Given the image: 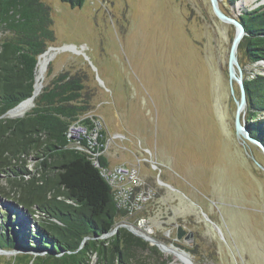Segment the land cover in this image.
I'll return each mask as SVG.
<instances>
[{
    "label": "rangeland",
    "instance_id": "obj_1",
    "mask_svg": "<svg viewBox=\"0 0 264 264\" xmlns=\"http://www.w3.org/2000/svg\"><path fill=\"white\" fill-rule=\"evenodd\" d=\"M42 1L54 21L56 39L48 49H56L49 52L41 91L63 72L85 75L93 93L85 116L101 131L106 167L126 166L149 194L139 210H119L110 234L119 227L150 236L196 264H264V171L255 163L264 164V157L234 128L228 76L234 28L216 18L209 0H85L78 8ZM235 1L219 0L235 18L264 5ZM244 58L242 52L244 79L264 74V66ZM27 161L35 173L38 160ZM139 184L127 181L135 190ZM8 186L0 174V227L10 212L20 226L8 232L15 228L24 236L40 217L12 208L17 202L5 194ZM143 219L150 226H141ZM159 251L168 264H182ZM47 253L0 249V264Z\"/></svg>",
    "mask_w": 264,
    "mask_h": 264
},
{
    "label": "trees",
    "instance_id": "obj_2",
    "mask_svg": "<svg viewBox=\"0 0 264 264\" xmlns=\"http://www.w3.org/2000/svg\"><path fill=\"white\" fill-rule=\"evenodd\" d=\"M62 2L78 8L85 0ZM239 20L247 32L239 47V62L244 68L243 52L244 59L258 67L264 61V5L244 11ZM53 24L52 8L42 0H0L4 36L0 40V174L9 185L5 194L17 202L12 208L22 206L33 219L40 217L36 229L21 236L15 228L8 232L9 227L20 225L10 212L6 214L0 249L48 252L14 264H168L158 247L126 228L109 236L123 215L112 187L91 156L77 150L67 137L77 121L88 128L93 125L92 118L85 116L93 95L85 86V75L63 72L42 89L23 117L6 116L33 96L38 57L56 39ZM244 84V119L251 136L264 144V74L246 77ZM30 156L38 160L35 173L28 169ZM98 161L101 167L108 165L102 156Z\"/></svg>",
    "mask_w": 264,
    "mask_h": 264
},
{
    "label": "water",
    "instance_id": "obj_3",
    "mask_svg": "<svg viewBox=\"0 0 264 264\" xmlns=\"http://www.w3.org/2000/svg\"><path fill=\"white\" fill-rule=\"evenodd\" d=\"M209 1L211 3L212 10H213V13L216 16V18L219 21H221L222 23L232 26L235 30V35L232 39L230 50H229V56H228V76H229V81H230V85H231V92H232L233 99H234V102L236 105V111H235V117H234V128H235L236 135H237L238 139H240L244 144H247V145L249 144L251 146L257 147V149L260 150V152L262 153V155L264 157V144L260 140L253 138L251 136L250 131H249L247 124L245 122V119H244L245 110L247 107V93H246V88H245V84H244L243 68L239 62V47H240L243 39L247 35L246 28L243 25V23L239 20V18H235L233 16L227 15L223 11L221 6L219 5L218 0H209ZM55 49L56 48L51 47L45 53L40 55L38 57L37 67L39 65L40 58L43 55H45L47 52H49L50 50H55ZM258 64L261 66H264V61H261ZM36 82H37V79H36ZM100 82L102 83V81H100ZM235 83L238 85L239 90H240V98L239 99L236 98V96H235V89H234ZM35 90H36V83H35ZM34 97H35V91L33 93V96L27 100L33 99ZM27 100H25V101H27ZM25 101H23V102H25ZM22 103H20L17 107L10 110L6 114V116H8L9 118L23 117V116H18V117L10 116V113L13 112L15 109H17ZM33 106H34V104H33ZM253 160H255V157H253ZM255 163L260 170L264 171V165L261 162H259L258 160H255ZM118 230H119V227H117L115 229V232ZM134 234L140 238H143L147 242H150L152 244V246H156V247H158V249L163 251L162 250V246H163L162 243H160L156 239H154V238L148 239V238L137 235L135 232H134ZM184 234H185V231L180 227L179 232H178V238L182 239ZM109 235H111V234L109 233Z\"/></svg>",
    "mask_w": 264,
    "mask_h": 264
},
{
    "label": "built area",
    "instance_id": "obj_4",
    "mask_svg": "<svg viewBox=\"0 0 264 264\" xmlns=\"http://www.w3.org/2000/svg\"><path fill=\"white\" fill-rule=\"evenodd\" d=\"M100 133L101 131L99 130L96 122L93 121L91 128H88L82 121H77L69 127L67 137L74 143V147L77 150L89 154L94 164L101 169L102 176L112 187L118 210H139L144 201L146 202L148 199L147 195L149 194L145 190L146 188L139 184L136 180V174H133L126 166H118L115 169L100 166L98 161V159L102 156V148L99 144V138L101 136ZM127 181L135 182L136 184H139L136 185V187L141 188L139 190H135L133 187L127 185ZM120 185L123 188L119 189ZM146 222L147 221L143 219L140 220L139 224L141 226H150L146 224ZM150 230L151 231L149 232H152L151 228Z\"/></svg>",
    "mask_w": 264,
    "mask_h": 264
},
{
    "label": "bare ground",
    "instance_id": "obj_5",
    "mask_svg": "<svg viewBox=\"0 0 264 264\" xmlns=\"http://www.w3.org/2000/svg\"><path fill=\"white\" fill-rule=\"evenodd\" d=\"M219 3V0H218ZM220 5V4H219ZM50 52V51H49ZM47 52L45 55H43L40 58V62L37 69L36 74V90H35V97L33 99L27 100L23 102L17 109H15L13 112L10 113V116L12 117H18V116H24L30 109H32L35 98L40 94L41 88H42V81L44 79L45 71L47 69V66L51 60L52 53ZM147 160V159H146ZM144 235V234H143ZM146 237H150L147 236ZM162 250L166 254H172L175 256L177 260H179L182 264H196L190 256L186 255L184 252H180L179 250H175L174 248L164 246L162 243Z\"/></svg>",
    "mask_w": 264,
    "mask_h": 264
},
{
    "label": "crops",
    "instance_id": "obj_6",
    "mask_svg": "<svg viewBox=\"0 0 264 264\" xmlns=\"http://www.w3.org/2000/svg\"><path fill=\"white\" fill-rule=\"evenodd\" d=\"M56 77H57V76H56ZM56 77H55V78H56ZM55 78H54V79H55ZM102 84H103V86H104V83H103V82H102ZM97 116H99V115H97ZM99 117H100V116H99ZM105 159H106V161H107V163H108V165H109V158H108V157H105ZM110 165H111V164H110Z\"/></svg>",
    "mask_w": 264,
    "mask_h": 264
}]
</instances>
